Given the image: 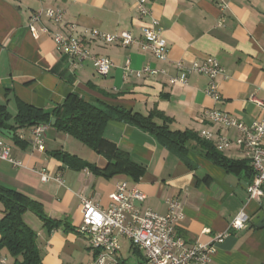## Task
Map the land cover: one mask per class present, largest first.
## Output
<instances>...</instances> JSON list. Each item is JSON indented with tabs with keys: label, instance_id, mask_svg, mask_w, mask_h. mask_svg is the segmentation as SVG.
<instances>
[{
	"label": "crops",
	"instance_id": "obj_1",
	"mask_svg": "<svg viewBox=\"0 0 264 264\" xmlns=\"http://www.w3.org/2000/svg\"><path fill=\"white\" fill-rule=\"evenodd\" d=\"M225 1L226 10L217 0H146V8L159 21L168 43V59H157L137 44L122 47L85 39L88 51L115 65L107 77H101L91 61H78L59 51L52 35H81L85 29H97L111 34L130 31L140 38L141 28L151 19L139 14L138 0H0V106L12 117L9 125L15 124L19 103L52 114L75 94L98 107L125 109L145 117L153 114L154 122L166 123L171 131H192L200 137L211 131L237 138L235 129L205 120L204 113L217 110L246 125L264 120L262 109L250 100L264 101V0ZM46 9L63 11L65 25L57 27L43 14L35 27H47L50 32L36 37L30 31L32 18ZM208 57L226 71V78H218L221 101L206 95L209 80L202 75L191 74L188 86L170 84L171 77L180 75L176 63L189 68ZM128 60L134 71L149 67L165 74H132L126 79L123 68ZM55 124H42L46 127L44 151L33 146V127L18 128L13 138L5 137L11 156L23 167L0 160V186L38 202L58 223L50 228L35 213L24 214L25 223L37 234L42 264H89L95 259L96 251L77 232L82 224L81 199L106 209L122 181L146 194V201L136 204L142 211L166 215L168 202H179L178 213L183 218L176 224V235L188 245L208 243L229 231L231 222L244 211L251 222L242 231L230 230L210 264H264V228L252 223L258 213H264V200L249 198L248 186L254 179L243 152L235 148L221 152L232 162L244 163L241 171L229 172L194 144L181 156L153 134L114 119L106 127L105 138L142 165L145 173L137 181L125 174L108 178L87 167L70 168L53 156L55 151H64L98 169L108 165L105 157L57 130ZM41 171L61 176L64 184L42 182ZM2 258L15 264L6 249L0 250ZM116 258L118 264L145 263V253L126 238L120 239Z\"/></svg>",
	"mask_w": 264,
	"mask_h": 264
},
{
	"label": "built area",
	"instance_id": "obj_2",
	"mask_svg": "<svg viewBox=\"0 0 264 264\" xmlns=\"http://www.w3.org/2000/svg\"><path fill=\"white\" fill-rule=\"evenodd\" d=\"M38 1L44 3L47 0ZM145 3L146 0H138V12L142 17H149L151 21L141 28L140 38H136L130 31L111 34L97 29H85L81 35L56 32L52 35L56 48L72 59L91 61L101 77H107L115 65L109 58L100 57L88 51L84 45L85 39L122 47L137 44L143 50L149 51L155 58L166 61L168 59V43L159 26V21L152 17ZM217 3L222 10H226L228 7L225 0H217ZM43 14L52 24L60 28L64 27L63 11L41 10L32 18L30 25V31L34 36L38 37L40 33L50 32L47 27L41 29L35 27ZM176 66L180 75L171 77L170 84L188 86L189 76L199 74L209 80L208 88L205 91L206 95L216 102L222 100L218 78H226L227 75L225 69L216 59L208 57L203 62H194L189 68H186L182 62L176 63ZM123 69L126 79L132 74L137 77L165 74L163 70L149 67L142 71H134L129 60ZM250 100L264 112V101L256 97H251ZM204 119L223 129L237 131L238 136L235 139L223 134L216 135L211 131H204L201 138L213 143L219 152L235 148L246 155L255 174L254 180L248 186L249 198L262 202L264 200V120L246 125L231 115L217 110L206 111ZM32 134L34 148L44 151L46 127L36 126L33 128ZM10 152L5 137L0 133V160L7 161L16 168L23 167V163L14 159ZM40 176L44 183L54 181L64 184L61 176H51L46 171H41ZM146 199V194L136 187H129L125 181L117 184L116 191L110 195L111 203L106 209L96 205L90 199H81L82 224L77 228V232L97 253L95 259L89 264H118L116 254L120 250L121 238L130 240L134 247L145 253L144 264H210L217 246L230 236V230L242 231L251 222L249 215L242 211L231 222L229 231L217 234L208 243L188 245L176 235V224L183 218V215L178 213L179 202H168V213L161 215L152 210L142 211L136 206L137 203H144ZM204 233L209 234L210 231L205 230ZM0 264H7L6 259L2 258Z\"/></svg>",
	"mask_w": 264,
	"mask_h": 264
},
{
	"label": "trees",
	"instance_id": "obj_3",
	"mask_svg": "<svg viewBox=\"0 0 264 264\" xmlns=\"http://www.w3.org/2000/svg\"><path fill=\"white\" fill-rule=\"evenodd\" d=\"M54 117L57 119L55 124L57 130L74 137L96 154L105 157L108 165L104 169H98L64 151H55L53 156L70 168L87 167L108 178L125 174L137 181L145 173L142 165L134 162L128 153L123 152L105 138L106 127L114 119L135 125L153 134L163 146L181 156L186 155L191 150L190 145L194 144L207 159L226 171L239 172L244 164L228 160L217 151L213 143L202 139L192 131H171L166 123L158 125L153 120V114L145 117L125 109L106 105L98 107L75 94L69 96L65 103L56 108L52 114L43 109L19 103L13 126L9 125L11 115L5 107L0 106V129L15 132L18 128H34L42 124H51ZM247 169L250 174L253 173V180L254 171L248 167ZM0 202L4 207V216L0 218V250L6 249L16 259L15 264H42L37 234L25 223L24 214L35 213L50 228L57 227L58 223L45 214L38 202L1 186Z\"/></svg>",
	"mask_w": 264,
	"mask_h": 264
},
{
	"label": "water",
	"instance_id": "obj_4",
	"mask_svg": "<svg viewBox=\"0 0 264 264\" xmlns=\"http://www.w3.org/2000/svg\"><path fill=\"white\" fill-rule=\"evenodd\" d=\"M56 119L52 120L53 125L55 124ZM0 133L6 137V138H13L15 133L13 131L10 130H6V129H0ZM252 223L254 225H256L258 228H264V213L260 212L258 213L253 219H252Z\"/></svg>",
	"mask_w": 264,
	"mask_h": 264
}]
</instances>
